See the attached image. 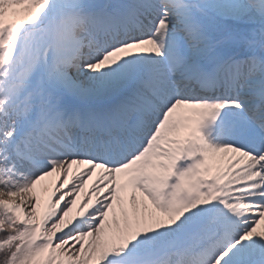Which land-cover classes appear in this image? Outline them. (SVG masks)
I'll list each match as a JSON object with an SVG mask.
<instances>
[{
  "label": "snow or ice",
  "instance_id": "snow-or-ice-1",
  "mask_svg": "<svg viewBox=\"0 0 264 264\" xmlns=\"http://www.w3.org/2000/svg\"><path fill=\"white\" fill-rule=\"evenodd\" d=\"M262 223L264 0H0V264H264Z\"/></svg>",
  "mask_w": 264,
  "mask_h": 264
},
{
  "label": "bare ground",
  "instance_id": "bare-ground-1",
  "mask_svg": "<svg viewBox=\"0 0 264 264\" xmlns=\"http://www.w3.org/2000/svg\"><path fill=\"white\" fill-rule=\"evenodd\" d=\"M174 179H175V178H172V181H170V182H174ZM74 211H75V210H74ZM262 228H264V225H263V227H262Z\"/></svg>",
  "mask_w": 264,
  "mask_h": 264
},
{
  "label": "rangeland",
  "instance_id": "rangeland-1",
  "mask_svg": "<svg viewBox=\"0 0 264 264\" xmlns=\"http://www.w3.org/2000/svg\"><path fill=\"white\" fill-rule=\"evenodd\" d=\"M83 195V194H82ZM264 223H262V225L260 227H263Z\"/></svg>",
  "mask_w": 264,
  "mask_h": 264
}]
</instances>
